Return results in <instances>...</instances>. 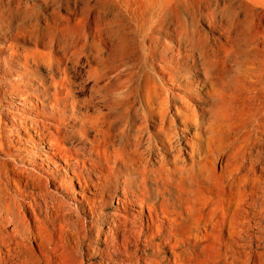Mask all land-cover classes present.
I'll list each match as a JSON object with an SVG mask.
<instances>
[{"label":"bare ground","instance_id":"1","mask_svg":"<svg viewBox=\"0 0 264 264\" xmlns=\"http://www.w3.org/2000/svg\"><path fill=\"white\" fill-rule=\"evenodd\" d=\"M164 38L175 41L168 44ZM82 39L77 53L62 47L61 58L53 54L52 45L44 47L48 60L37 50L10 52V57L25 65L37 68V63H43L47 73L28 76L8 69L12 82L3 89L4 96L17 100L19 107L9 103L13 110L6 111L0 104V264H77L74 256L81 255L80 246L74 245L77 226L69 221L76 210L48 188L54 179L42 166L52 162L51 156L66 166L61 169L65 187L70 183L65 179L72 175L80 196L93 190V196L99 197L88 206L91 215L97 210L102 214L105 207L112 172L103 163L120 164L134 173L141 168L139 176L121 183H134L143 195V191L160 194L148 185L163 189L167 185L186 197L172 207L175 216L160 215L154 205L145 203L149 197L136 195L129 202L128 191L122 188V197H115V210L121 208L124 214L113 212L110 227L102 232L101 259L105 261L101 264H264V95L254 104L253 120L239 131L219 119L223 104L218 98L215 113L200 108L203 114L191 116V102L213 107L214 99L178 97L165 85L152 84V78L157 81L156 69L148 58L158 56L160 49L167 52L166 58L170 54L177 58L185 76L200 70L207 74L198 40L173 21L135 27L119 22L96 24L82 32ZM85 91L87 95L79 99ZM221 94L219 90L218 97ZM172 103L181 108L173 107L175 118L166 121L165 112ZM77 113L84 118L78 129L66 124ZM205 115L211 125L199 120ZM115 124L121 141L118 151L109 137ZM179 124L185 127L182 136L177 134ZM188 127L192 134L186 132ZM73 140L88 146L82 158L72 157L65 149ZM15 143L27 144L31 150ZM181 145L187 148L183 151ZM34 149L41 153L34 155ZM154 152L158 161L152 158ZM167 156L176 167L182 166L177 168L180 174L175 183L163 178L158 169L168 163ZM88 157L96 159H87L90 167L84 161ZM83 170L85 176L80 178ZM141 237L148 258L140 254Z\"/></svg>","mask_w":264,"mask_h":264},{"label":"rangeland","instance_id":"2","mask_svg":"<svg viewBox=\"0 0 264 264\" xmlns=\"http://www.w3.org/2000/svg\"><path fill=\"white\" fill-rule=\"evenodd\" d=\"M170 21L181 25L188 34L190 33L195 40H198V52L206 58L207 76L201 70L185 76V69L182 64H178L177 58L173 54L166 58L167 52L160 49L158 56L148 58V62L155 65L156 69L153 76L157 81L152 78V84L158 88L165 85L172 95L178 97L194 95L198 101L207 100L208 97L213 98V107L200 102H191L194 113L189 114L195 118H197L196 115L203 114L200 108L215 113L217 111L215 101L218 98L223 104L222 111L219 112L221 122L229 126L232 131L241 130L243 125H248L253 120L254 104L262 100L264 95V0H0V104L6 111L13 110L9 103L18 106L17 100L14 98L9 100L3 93L4 85L12 82L8 69L17 73L25 72L28 76L32 72L36 76L45 77L47 73V67L43 63H37V68L31 64L25 65L16 57H10L12 51L18 49V52L25 54V52L37 50L48 60L49 52L44 47L52 45L53 54L61 58L63 56L61 48L66 45L69 47L67 51L70 54L77 53L78 48L83 45L82 32H89L96 24L119 22L125 26L131 24L135 27L143 24L150 26L158 23L165 24ZM30 35L39 40L27 37ZM73 38H75L74 41ZM164 41L173 45L175 39L164 38ZM35 45L38 48H35ZM31 77L35 76L31 75ZM76 77V82L79 83L80 78ZM193 87L194 91L190 92ZM219 90L222 91L221 97H218ZM25 91L27 92L28 89ZM29 95L27 93V97ZM86 95L87 91L83 95L79 94L78 97L80 99ZM171 106L172 108L165 112L166 121L175 118L173 107L181 108V105L176 103H172ZM155 109L160 110L156 106ZM73 117L67 120L66 124L78 129L77 124L84 118L78 113ZM199 120L206 124L205 126L211 125L208 115ZM150 125L156 126L154 123ZM117 128L118 125L115 124L109 136L116 151L120 150L121 146ZM176 128L178 136H182V130L185 127L179 124ZM150 131L156 132L152 129ZM186 132L192 134L194 130L188 127ZM189 134L185 136L190 138ZM109 137L104 136L105 139ZM159 139L164 140V137ZM192 141L196 140L192 139ZM79 142V140H73L72 145L64 146L72 157L82 158L87 152L85 148L88 146H80ZM16 145L20 149L31 150L27 144ZM180 148L184 151L187 147L181 145ZM32 151L34 155L41 153L35 149ZM51 158L53 159L51 163H43L42 166L43 170L50 175L49 178L54 179V184H49L48 188L52 192H57L67 205L76 210H73L74 213L69 221L77 226V229L73 228L78 233L75 236V248L79 245L81 249V255L74 256L77 264H101L105 261L101 259L105 246L103 243L105 237L102 232L110 227L108 222L113 212L118 215L124 214L121 208L119 212L115 210L117 208L115 197H122V188L127 189L129 202L133 201L136 195L139 198H144V195L149 197L150 199H146L145 203L154 205L160 215L165 212L167 215L175 216L171 214L175 202L186 198L179 196L175 189L166 184L165 189L161 186L148 185L150 189L160 192L157 196L147 191H143V195L141 191H137L134 183H121L125 178L139 176L141 168L134 173L128 168H122L120 164L114 165L113 162H109L106 166L103 163L102 166L110 168L112 172L110 181L106 184L107 190L103 199L105 207L102 214L97 210L91 215L88 206H91L92 201L99 197L93 196L95 194L93 190H91L92 194L86 190L85 195L80 196L81 190L75 182V176L72 175L69 176L71 180L65 179L67 182L70 181L66 186L69 191L65 190L64 177L66 176L61 169L66 166L61 159L53 156ZM152 158L159 160L155 152ZM166 158L168 163L159 167V172L163 178L175 180V183L180 174L177 168L182 166L176 167L169 156ZM87 159L93 162L96 160L94 157L86 158L84 161L87 167H90ZM43 160H45L44 157ZM152 161L156 164V161ZM37 163L42 164L38 160ZM187 164L190 163L187 162ZM85 172L83 170L79 177H84ZM130 208L135 209L132 206ZM144 210L147 216V208ZM130 241L133 242V239L130 238ZM144 243L141 237L138 241L140 254L148 258L149 256H146L148 250H145ZM133 249L134 247L131 250Z\"/></svg>","mask_w":264,"mask_h":264}]
</instances>
